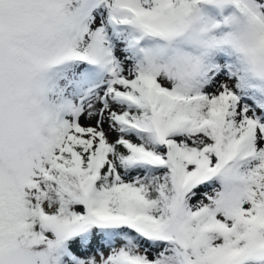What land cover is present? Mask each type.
I'll return each instance as SVG.
<instances>
[{
  "label": "snow or ice",
  "instance_id": "6c2138e0",
  "mask_svg": "<svg viewBox=\"0 0 264 264\" xmlns=\"http://www.w3.org/2000/svg\"><path fill=\"white\" fill-rule=\"evenodd\" d=\"M0 264H264V0H0Z\"/></svg>",
  "mask_w": 264,
  "mask_h": 264
}]
</instances>
